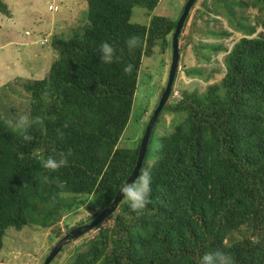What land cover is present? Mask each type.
<instances>
[{
  "label": "trees",
  "instance_id": "obj_1",
  "mask_svg": "<svg viewBox=\"0 0 264 264\" xmlns=\"http://www.w3.org/2000/svg\"><path fill=\"white\" fill-rule=\"evenodd\" d=\"M85 1L82 31L54 37L58 56L49 72L26 86L28 115L36 122L24 131L0 118V251L9 229L50 228L80 207L91 214L71 229L90 221L110 206L135 167L140 144L119 143L137 109L143 59L167 64L178 20L155 15L146 24L131 21L135 7L154 10L160 0ZM224 1L232 31L220 33L241 37L230 50L212 45L226 51L220 80L203 92L181 89L174 102L177 70L160 115H186L168 133L156 136L159 118L153 128L142 165L152 175L150 203L138 214L122 199L71 264H199L205 252L217 249L234 264H264V0ZM195 5L179 37L180 64L190 18L218 17L208 4L204 12ZM5 6L0 0V11L9 14ZM131 37L139 43L129 50ZM104 42L115 50L109 64L99 59ZM49 155H62L64 165L44 169L41 161ZM63 235L58 228L56 237Z\"/></svg>",
  "mask_w": 264,
  "mask_h": 264
},
{
  "label": "rangeland",
  "instance_id": "obj_2",
  "mask_svg": "<svg viewBox=\"0 0 264 264\" xmlns=\"http://www.w3.org/2000/svg\"><path fill=\"white\" fill-rule=\"evenodd\" d=\"M186 2L187 0H160L154 10L135 7L131 21L146 24L155 15L168 16L177 21ZM213 2L199 0L195 8L204 12L208 4L216 9L218 17L213 20L214 16L207 13L198 21L194 22L191 17L188 22L178 69L181 72L175 82L178 88L176 99L180 97L181 89L203 92L207 83L220 80L226 70V51L216 52L212 45L221 44L230 50L241 37L238 32H233L231 36L220 33L224 29L230 30L231 26L225 18V1ZM3 4L9 14H6L5 9L0 11V118L12 128L18 129L15 125L16 118L28 115L29 112L31 95L27 84L44 79L58 56L52 47L53 38L67 39L82 31L87 23L88 6L85 0H3ZM229 6L238 9L236 3H230ZM250 11L256 15V10ZM261 29L259 26L258 31ZM188 31L192 33L189 44L186 43ZM171 54L172 49L169 50L167 64L164 63L165 59H143L144 74L142 71L139 75L135 96L137 109L123 133L120 146L133 147L140 144L162 88L166 86ZM182 65L185 68L182 69ZM190 68H201L203 72L201 75L189 74L185 69ZM176 99L172 100L175 102ZM185 115L184 112L164 111L156 125V136L172 131ZM90 214L86 208L80 207L64 216L60 224L50 228L30 225L20 231L9 229L3 239L0 264H43L51 248L62 238L56 237L58 228L65 235L66 227L71 230L72 226ZM108 223L106 221L104 224ZM93 234L91 231L65 244L51 264H71L76 254L85 250L87 240Z\"/></svg>",
  "mask_w": 264,
  "mask_h": 264
},
{
  "label": "water",
  "instance_id": "obj_3",
  "mask_svg": "<svg viewBox=\"0 0 264 264\" xmlns=\"http://www.w3.org/2000/svg\"><path fill=\"white\" fill-rule=\"evenodd\" d=\"M196 0H187L183 12L177 22L175 32L172 37V56H171V63L169 69L168 80L166 86L161 94L158 104L156 105L147 125L144 130L143 136L140 141L139 150L137 161L135 167L133 168L130 176L126 181H130L136 177L139 171L142 168L143 162L148 152V145L150 142V138L153 132V128L159 118V115L168 102V99L171 95L174 81H175V74L179 65L180 61V42L179 37L182 32V29L185 25V22L191 12L192 7L195 5ZM122 197L119 193L116 194L110 206L105 207L102 209L95 217H93L90 221L78 225L67 232L62 238L58 240L55 246L51 249L50 253L48 254L46 260L43 264H50L51 261L61 252L63 246L70 241L78 239L79 237L91 232L95 227L104 223L117 209Z\"/></svg>",
  "mask_w": 264,
  "mask_h": 264
},
{
  "label": "clouds",
  "instance_id": "obj_4",
  "mask_svg": "<svg viewBox=\"0 0 264 264\" xmlns=\"http://www.w3.org/2000/svg\"><path fill=\"white\" fill-rule=\"evenodd\" d=\"M139 40L137 37H131L127 41L129 50L137 47ZM115 57V50L111 44L104 42L99 47V59L102 63H112ZM126 73L132 71V66L128 65L124 68ZM176 91V90H175ZM174 93V92H173ZM38 119V118H37ZM35 120L31 119L28 115H19L16 118V127L26 131ZM25 140L31 138L27 135L24 136ZM65 159L62 155L55 156L49 155L46 159L41 161V165L44 169L55 171L62 165H64ZM152 192V175L150 172V166L142 168L136 177L130 181H126L119 186V195L122 199H125L128 203V207L131 211L140 213L150 203V194ZM199 264H234L233 257L220 249L205 252L199 258Z\"/></svg>",
  "mask_w": 264,
  "mask_h": 264
},
{
  "label": "built area",
  "instance_id": "obj_5",
  "mask_svg": "<svg viewBox=\"0 0 264 264\" xmlns=\"http://www.w3.org/2000/svg\"><path fill=\"white\" fill-rule=\"evenodd\" d=\"M177 96H178V93L176 92V91H174V93H173V95H172V99H176L177 98Z\"/></svg>",
  "mask_w": 264,
  "mask_h": 264
},
{
  "label": "bare ground",
  "instance_id": "obj_6",
  "mask_svg": "<svg viewBox=\"0 0 264 264\" xmlns=\"http://www.w3.org/2000/svg\"><path fill=\"white\" fill-rule=\"evenodd\" d=\"M178 68H179V65H178ZM178 68H177V70H178ZM177 72V71H176ZM176 75V74H175Z\"/></svg>",
  "mask_w": 264,
  "mask_h": 264
}]
</instances>
